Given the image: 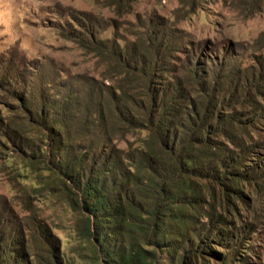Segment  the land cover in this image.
I'll return each instance as SVG.
<instances>
[{
	"label": "trees",
	"instance_id": "1",
	"mask_svg": "<svg viewBox=\"0 0 264 264\" xmlns=\"http://www.w3.org/2000/svg\"><path fill=\"white\" fill-rule=\"evenodd\" d=\"M175 34L154 26L145 39L123 47L94 33L81 36L80 46L98 58L103 81L113 87H93L88 105L77 104L72 88L53 94L48 85L26 99L27 126L47 132L45 151L34 147L25 128L11 130L19 151L60 180L80 214L79 236L92 243L93 264H205L208 258L233 264L230 251L216 250L233 242L231 250L238 248L248 230L241 233L230 217L237 216L242 186L252 184L257 170L245 169L246 156L255 153L240 136L248 130L242 123L257 118L242 120L251 102L240 98L250 85H232L227 61L215 72L208 56L186 52L175 59ZM137 132L145 133L137 146L113 145ZM262 174L255 179L259 186ZM5 223L0 264H28L23 231ZM31 239L46 264H60L48 234Z\"/></svg>",
	"mask_w": 264,
	"mask_h": 264
},
{
	"label": "rangeland",
	"instance_id": "2",
	"mask_svg": "<svg viewBox=\"0 0 264 264\" xmlns=\"http://www.w3.org/2000/svg\"><path fill=\"white\" fill-rule=\"evenodd\" d=\"M161 25L176 32L174 47L180 50L175 59L186 52L195 59L208 56L215 60L208 66L215 72L227 61L224 73L233 77L232 85H250L240 98L251 102L242 120L257 118L242 123L248 130L240 136L255 153L246 156L245 169L257 170L252 184L242 186L237 216L230 217L241 233L248 230L238 248L231 250L233 242L216 253L230 251L233 264H264V186L255 181L264 173V0H119L118 5L116 0H0V221L23 231L28 264H46L31 239L42 231L55 242L60 264H93L95 254L92 243L79 236L80 214L71 208L58 177L17 148L11 130L25 128L36 149L45 151L49 142L47 132L43 136L27 126L23 103L48 85L53 94L72 88L77 104L88 105L93 87L113 84L103 81L105 68L78 39L94 33L109 46L123 47ZM144 137L130 133L113 145L126 150ZM205 264L221 262L208 258Z\"/></svg>",
	"mask_w": 264,
	"mask_h": 264
}]
</instances>
